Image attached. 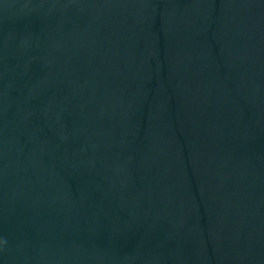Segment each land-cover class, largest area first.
Masks as SVG:
<instances>
[{
  "label": "water",
  "instance_id": "1",
  "mask_svg": "<svg viewBox=\"0 0 264 264\" xmlns=\"http://www.w3.org/2000/svg\"><path fill=\"white\" fill-rule=\"evenodd\" d=\"M0 264H264V0H0Z\"/></svg>",
  "mask_w": 264,
  "mask_h": 264
}]
</instances>
